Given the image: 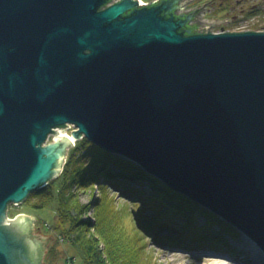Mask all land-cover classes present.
I'll list each match as a JSON object with an SVG mask.
<instances>
[{"label":"water","instance_id":"water-1","mask_svg":"<svg viewBox=\"0 0 264 264\" xmlns=\"http://www.w3.org/2000/svg\"><path fill=\"white\" fill-rule=\"evenodd\" d=\"M190 3L0 0V264H43L52 236L9 206L83 139L264 254V31L214 33Z\"/></svg>","mask_w":264,"mask_h":264},{"label":"trees","instance_id":"trees-1","mask_svg":"<svg viewBox=\"0 0 264 264\" xmlns=\"http://www.w3.org/2000/svg\"><path fill=\"white\" fill-rule=\"evenodd\" d=\"M74 188L97 195L91 203L83 205ZM107 188L118 190L130 200H140L143 206L136 205L131 210L128 204L116 205L114 198L107 195ZM34 197L39 199L33 206L37 209H44L56 201L55 229L61 238L81 252L83 264H146L141 262L139 254L144 252L149 237L159 243L160 248L170 246L163 237L171 241L179 237L184 242L214 240L227 244H230L229 237H240L218 217L171 191L133 163L99 151L86 139L69 151L62 175L50 181L45 189L31 194L25 202L30 203ZM90 209L93 218L86 219ZM123 211L135 215L136 222L131 229L133 238L128 241L125 235V253L121 255L119 246L122 245L116 243H119L116 236L119 224L123 223ZM201 215L207 218L202 227L198 223ZM164 232L172 235H163ZM132 252L140 261L129 259Z\"/></svg>","mask_w":264,"mask_h":264},{"label":"rangeland","instance_id":"rangeland-1","mask_svg":"<svg viewBox=\"0 0 264 264\" xmlns=\"http://www.w3.org/2000/svg\"><path fill=\"white\" fill-rule=\"evenodd\" d=\"M144 2H152L153 0H143ZM211 0H203V2H208ZM256 4L260 7L262 10L261 12L264 13V0H251L249 4L247 5V9H251V7ZM197 5V4H195ZM193 3V6H195ZM261 12H256L251 14L250 17H247L243 19L238 26L232 29L231 31H236L235 29L244 25L246 22L249 21V23L253 24V30L255 31H264V16L261 17ZM243 23V24H242ZM75 131L74 128H71L68 130L69 135ZM54 140V137L50 138L49 142H52ZM72 150V149H71ZM68 160V158H67ZM67 163V162H66ZM73 191L78 195V198L80 200V203L83 205H87L91 203L96 197V192H85L83 190H76L75 188ZM107 195L114 198L115 204H128L130 206V209L133 210V207H137L140 204V200H130L126 197H123V195H120V192L118 190H114L112 188H107ZM38 198H31L30 203L24 202L23 204L19 206L11 205L9 206V218L13 219L16 216H19L21 214H25L28 216H31L35 218V231L34 235H44V236H52V240L47 244V254L43 260V264H83V259L81 252L71 244H69L66 239L61 238L60 234L56 231L55 227L57 224V205L56 201L52 203L51 205L47 206L44 209H37L33 206L38 203ZM110 204H114L110 202ZM137 205V206H136ZM126 206H121V208L124 209ZM85 217L86 219L93 218V211L91 212V209L89 210ZM123 215V223L119 224V232L117 233V239L119 240V243L122 246L120 247L121 255L125 253V242L126 238L125 235L129 241V239L133 238L132 236V227L135 225L136 216L131 215L130 213L127 214L126 211L122 212ZM151 216H154V214L150 213ZM200 226H205L206 220L199 216L198 220ZM134 223V224H133ZM123 227V228H122ZM125 227V228H124ZM218 227H216L217 229ZM40 229V230H39ZM163 231L165 230L164 228ZM219 229V228H218ZM163 235H172L167 234L166 232L162 233ZM179 238V237H178ZM176 239L174 241L167 240L165 237H163V240L166 242H170V246H163L160 248V244L155 242L152 238H147L145 246L143 248V253L141 252L140 259L145 261L147 264H210L212 263L209 261L206 256L209 255H215L219 257H224L226 259H229V261L232 260V264H262L264 263V254L262 253V256H255L252 254V250L247 252V254L243 250L241 246V242L243 241V246L248 247L247 245L249 243L248 240H245L242 238V236L239 237V239H234L229 237L228 241L230 244L224 243V242H216L212 240L205 241L203 243L199 242H193V241H182V239ZM114 237H112L113 242ZM116 240V239H115ZM114 240V241H115ZM237 241H241L240 243ZM253 247V246H252ZM241 248V249H240ZM256 252V247H253ZM246 249V248H245ZM250 249V248H249ZM243 254V255H242ZM125 256V255H124ZM123 256V257H124ZM263 257V258H262ZM144 258V259H143ZM129 259L131 260H139L137 258L136 254L132 252L129 256ZM124 260V259H123ZM140 261V260H139ZM147 261V262H146ZM261 262V263H260ZM229 264V263H228Z\"/></svg>","mask_w":264,"mask_h":264},{"label":"flooded vegetation","instance_id":"flooded-vegetation-1","mask_svg":"<svg viewBox=\"0 0 264 264\" xmlns=\"http://www.w3.org/2000/svg\"><path fill=\"white\" fill-rule=\"evenodd\" d=\"M185 1L187 0H184V2ZM190 1L191 3L188 5L187 10L205 7L201 16L204 15L210 22L215 21L214 27L216 30H234L243 19L250 17L253 13L262 11L256 4H254L250 10L247 9L246 7L251 0H211L208 2H203V0ZM193 3L194 5H197L193 6ZM178 14V10H176L175 16L178 17ZM260 16L263 17L264 13L260 14Z\"/></svg>","mask_w":264,"mask_h":264},{"label":"bare ground","instance_id":"bare-ground-1","mask_svg":"<svg viewBox=\"0 0 264 264\" xmlns=\"http://www.w3.org/2000/svg\"><path fill=\"white\" fill-rule=\"evenodd\" d=\"M62 134H67L66 132H62ZM74 140V139H73ZM75 141V140H74ZM200 217H202L203 219H205L206 220V222L205 223H207V218L205 217V216H200ZM206 225V224H205ZM237 242H241V241H237ZM241 247L242 248H244L243 250H245L244 252L247 254V252H249V251H251V249H254V248H251L252 246L253 247H256V252H254L253 253V251H252V254H254L256 257L257 256H262L261 254L263 253L262 252V250L259 248V247H257L255 244L253 245L252 243H248L247 245L249 246V248L246 246V247H244L243 246V241L241 242ZM246 248V249H245ZM241 249V248H240ZM255 251V250H254ZM243 255V254H242ZM206 258L209 260V261H211L212 263H210V264H232L233 262L232 261H229V259H226V258H224V257H219V256H215V255H209V256H206ZM263 258V257H262ZM264 260V259H263ZM261 263V262H260ZM262 264H264V263H262Z\"/></svg>","mask_w":264,"mask_h":264},{"label":"built area","instance_id":"built-area-1","mask_svg":"<svg viewBox=\"0 0 264 264\" xmlns=\"http://www.w3.org/2000/svg\"><path fill=\"white\" fill-rule=\"evenodd\" d=\"M115 2V1H114ZM142 5L143 6H146V5H149V2H144L143 0H142ZM209 21V19L208 18H206L204 15H202L201 16V18H200V22H201V24H202V26L204 27V28H209L210 27V25L207 23ZM243 24V23H242ZM252 25L253 24H251V23H249V21L248 22H246L244 25H242V26H240V27H238V28H236L235 30V32H244V31H251V30H253V27H252ZM221 31L222 30H220V29H214V33H221ZM259 31V30H258ZM262 31V30H261ZM71 128H74L73 126H70L69 128H68V130L69 129H71ZM75 129V128H74ZM67 133H68V131H67ZM69 134V133H68ZM76 145V144H75Z\"/></svg>","mask_w":264,"mask_h":264}]
</instances>
